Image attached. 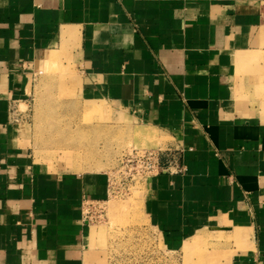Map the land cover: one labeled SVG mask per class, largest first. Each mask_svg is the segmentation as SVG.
<instances>
[{
  "label": "crops",
  "instance_id": "crops-1",
  "mask_svg": "<svg viewBox=\"0 0 264 264\" xmlns=\"http://www.w3.org/2000/svg\"><path fill=\"white\" fill-rule=\"evenodd\" d=\"M53 65L98 123L181 151L142 197L168 251L264 264V0H0V264L93 261L109 172L40 160L20 109Z\"/></svg>",
  "mask_w": 264,
  "mask_h": 264
},
{
  "label": "rangeland",
  "instance_id": "rangeland-1",
  "mask_svg": "<svg viewBox=\"0 0 264 264\" xmlns=\"http://www.w3.org/2000/svg\"><path fill=\"white\" fill-rule=\"evenodd\" d=\"M71 76L70 71L55 65L37 68L31 100L20 109L25 113L23 120L32 131L33 147L40 160L72 168L107 170L115 178L111 196L101 209L95 210L97 213L91 214L93 230L99 233L91 244V264L204 263L206 251L199 238L194 244V257L186 256L184 250L168 251L158 231L145 218L142 197L146 176L139 175L131 164L124 168L123 161L130 150L152 146L135 144L132 131L125 125L98 123V111L85 110L73 96Z\"/></svg>",
  "mask_w": 264,
  "mask_h": 264
},
{
  "label": "built area",
  "instance_id": "built-area-1",
  "mask_svg": "<svg viewBox=\"0 0 264 264\" xmlns=\"http://www.w3.org/2000/svg\"><path fill=\"white\" fill-rule=\"evenodd\" d=\"M124 168L131 166L138 169L139 175H145L148 177L159 174V173H182L184 170V165L181 161V151L179 149H155V148H144L137 149L134 148L130 150L126 155H124ZM116 176V173H115ZM137 176V175H136ZM113 174L109 173V191L110 196L113 192ZM103 202L86 199L83 204L85 220L88 223H92L91 218L92 213H97L95 210L101 209V204ZM101 216V215H100Z\"/></svg>",
  "mask_w": 264,
  "mask_h": 264
},
{
  "label": "bare ground",
  "instance_id": "bare-ground-1",
  "mask_svg": "<svg viewBox=\"0 0 264 264\" xmlns=\"http://www.w3.org/2000/svg\"><path fill=\"white\" fill-rule=\"evenodd\" d=\"M191 245V244H190Z\"/></svg>",
  "mask_w": 264,
  "mask_h": 264
}]
</instances>
